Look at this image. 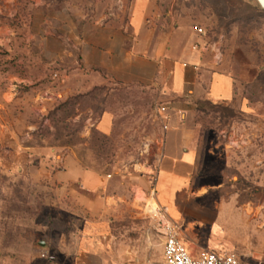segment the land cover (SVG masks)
Returning <instances> with one entry per match:
<instances>
[{"label":"rangeland","instance_id":"374dc122","mask_svg":"<svg viewBox=\"0 0 264 264\" xmlns=\"http://www.w3.org/2000/svg\"><path fill=\"white\" fill-rule=\"evenodd\" d=\"M131 2L0 0V264L78 262L84 249H46L40 242L56 241L62 233L79 237L85 230L101 231V207L94 220L87 221L81 192L74 198L59 189L63 180L57 173L65 158L78 160L117 185L123 179L134 181L123 174L137 172L140 166L135 164L149 162L161 147L159 141L153 149V137L165 129L160 120L165 101L152 89H89L77 86L81 76H63L79 62L87 27L110 18L127 22ZM157 3L167 21L202 28L205 47H213L215 61L236 80L233 100L195 101L178 116L184 127L194 129V146H205L200 176L207 187L204 194L192 196L213 216L206 221L172 218L193 257L205 250L234 252L243 264H264V9L256 0ZM7 87L19 92L6 93ZM67 87L80 91L71 94ZM107 109L114 114V124L104 133L96 125ZM1 124L39 147L26 166L2 168ZM67 168L63 176L70 177L71 161ZM140 170L151 171L144 166ZM146 210L153 215V249H126L142 264L163 260L167 216L166 207L154 201ZM135 214L134 209L116 208L114 231L137 236L146 230L149 215L139 220ZM42 252L54 260L42 258Z\"/></svg>","mask_w":264,"mask_h":264},{"label":"crops","instance_id":"0c3cea01","mask_svg":"<svg viewBox=\"0 0 264 264\" xmlns=\"http://www.w3.org/2000/svg\"><path fill=\"white\" fill-rule=\"evenodd\" d=\"M205 36L206 32H199L198 27L185 22L175 24L163 18L157 0H132L127 22L110 18L87 27L79 62L63 76L68 80L74 74L81 76L77 86L87 85L89 89L103 85L112 90L148 87L165 101L162 106L166 110L160 112V120L167 128L160 137H153V149L155 143L162 142L161 147L154 150V158L135 164L140 166L137 172L123 174L133 176L134 181L123 179L116 185L99 171L84 167L76 159L65 158L63 170L57 173L63 180L59 189L73 197L79 190L86 220L93 221L95 210L100 206L104 223L97 233L85 230L79 237L62 233L56 241L53 238L44 241L42 246L46 249H84L81 261L63 264H142L141 259L135 260L126 249H153V215L146 210L150 201L157 207H166L170 218L192 216L206 221L213 216L211 210L198 207L192 196L193 193L195 196L204 194L207 187L200 176L205 146L197 149L194 129L184 127L178 120L195 101L226 102L236 96L234 76L223 68L221 61H215L213 47H205ZM79 88L67 87V92L72 94L80 91ZM37 90L44 93L41 87ZM18 92L17 87L6 88V93ZM15 99L13 96L12 101ZM113 124L114 114L107 109L96 126L109 133ZM1 127L5 133L2 168L12 170L19 164L26 166L31 162V155L39 152V147L19 137L7 124ZM69 161L72 172L70 177H65L63 173L68 170ZM142 166L151 171L140 170ZM121 206L134 209L139 220L149 215L148 228L135 233L137 236L115 232L112 216Z\"/></svg>","mask_w":264,"mask_h":264},{"label":"built area","instance_id":"2783aa9c","mask_svg":"<svg viewBox=\"0 0 264 264\" xmlns=\"http://www.w3.org/2000/svg\"><path fill=\"white\" fill-rule=\"evenodd\" d=\"M198 30L199 32L203 31L202 28H198ZM160 110L165 111L166 107L161 106ZM164 128H167L166 124H164ZM180 232L181 228L178 222L168 216H164L165 241L162 253L163 260L148 264H243L234 252L205 250L193 257L187 249ZM41 257L48 260H54L55 258L47 252H42Z\"/></svg>","mask_w":264,"mask_h":264},{"label":"water","instance_id":"95a60500","mask_svg":"<svg viewBox=\"0 0 264 264\" xmlns=\"http://www.w3.org/2000/svg\"><path fill=\"white\" fill-rule=\"evenodd\" d=\"M258 2V4L261 6V8L264 9V0H256ZM44 241H41V245H44Z\"/></svg>","mask_w":264,"mask_h":264},{"label":"bare ground","instance_id":"6f19581e","mask_svg":"<svg viewBox=\"0 0 264 264\" xmlns=\"http://www.w3.org/2000/svg\"><path fill=\"white\" fill-rule=\"evenodd\" d=\"M141 196V195H140Z\"/></svg>","mask_w":264,"mask_h":264}]
</instances>
